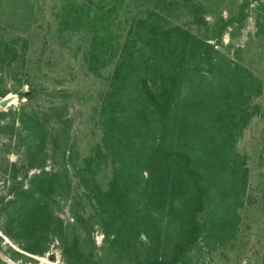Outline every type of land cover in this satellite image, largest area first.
<instances>
[{
  "label": "rangeland",
  "instance_id": "374dc122",
  "mask_svg": "<svg viewBox=\"0 0 264 264\" xmlns=\"http://www.w3.org/2000/svg\"><path fill=\"white\" fill-rule=\"evenodd\" d=\"M70 3L117 10L106 27L90 23L88 15L80 12L75 15L80 18L75 26L63 28ZM148 10H163L168 19L160 20L167 28L175 26L184 42L193 38L209 42L217 67L223 68L227 62L241 64L264 87V0H0V56L5 44L11 46L13 41L20 54L0 68V264H145L157 245L161 254L167 247L172 251V241L184 229L186 203L191 205L197 188L185 165L203 175L207 195L205 209L199 214L201 237L178 264H264V91L252 98L258 110L234 133L233 143L228 137V147L246 169L243 187V182L233 184L238 176L233 174L234 167L222 166L215 157L219 147L213 142L219 139L218 117L224 108H207L218 105L222 95L233 104L240 100L237 106H245L247 98L240 93L235 100L231 85L236 82L224 83L221 78L226 74L210 72L201 53L192 57L190 65L196 62L203 67L191 71L184 81L176 117L169 122L173 125L162 139L166 149L188 152L194 160L180 162L183 173L177 181L181 187L168 189L173 199L164 201L163 210L151 202L150 189L139 192V187L134 192L139 195L135 199L138 205L133 204L140 219L137 230L125 224L128 229L123 236L114 234L115 212L107 210L111 193L120 196L127 192L134 197V181L145 185L150 176L145 162L128 161L131 169L123 162L122 140L127 139V147L131 142L136 150L144 149L138 154L146 158L159 136L157 128L154 134L130 137L111 128L115 114L107 110L103 114V109L113 104L103 97L116 70L117 46L134 35L136 25L146 24ZM240 17L243 20H236ZM97 28L103 31L99 40L113 38L101 51L92 49ZM147 32L141 31L145 37ZM25 40L26 47L22 45ZM143 47L144 43L134 49L142 54L150 50ZM97 53L107 56L97 61ZM149 73L153 75L150 67ZM159 79L149 78L154 89L159 88ZM8 95L12 100L2 105ZM238 109H242L235 110L240 118ZM108 114L110 118L105 119ZM144 117L139 114L137 120L143 122ZM27 119L39 121L46 138L34 137L32 145L24 144L18 131H27ZM222 130L229 132L228 127ZM30 150L42 160L33 161ZM30 187L35 191V206H22L13 223L10 213L20 205L17 191L20 199L25 194L33 197ZM45 199L54 220L48 215V234L42 242L34 233L44 226L39 210ZM10 200H15L13 205ZM58 220L65 226L64 234L67 230L70 236L67 240L56 230ZM208 227L214 228L213 233ZM68 239H79L84 255L68 250ZM29 245L46 248L38 252Z\"/></svg>",
  "mask_w": 264,
  "mask_h": 264
},
{
  "label": "trees",
  "instance_id": "16d2710c",
  "mask_svg": "<svg viewBox=\"0 0 264 264\" xmlns=\"http://www.w3.org/2000/svg\"><path fill=\"white\" fill-rule=\"evenodd\" d=\"M67 10L68 12L65 15L66 18L62 19L61 22V24L64 25L63 28H66L68 25L75 26V22H78L77 19H80L75 15H79L78 13L80 12H84L85 15H88L86 19H89L90 23L105 25L106 27V24L109 23L107 19H114L113 14L117 8L108 7L107 10H104V7L101 5L92 8L89 5L80 6L77 3H70ZM162 11L163 10L156 12L154 10H148L146 24L136 25V28H133L135 30L133 32L135 36L133 35L127 38L128 40L123 43L124 47L122 45L120 46V44L117 46V54L118 50H120V52L116 62V70L111 79V86L108 91L104 93L103 97L104 101L113 104L103 109V114L106 113L105 110L109 111L108 113L110 114H115V123L111 128L116 127L119 132L127 137L135 136V134L151 135L156 132L155 129L157 128L159 136L158 142L155 145L152 144L153 146H150L151 150L146 158H142L138 154L144 152V149L139 148L136 150L131 142H129L130 147H127V139L125 141L122 140L124 149V151H122L124 156L123 162L126 164L128 161L130 162L134 160H136L137 163L142 164L145 162V164H147V170L150 172V176L147 178L148 181H146L145 185H143L141 181H134L135 185L131 187L132 194L135 198L127 192H122L120 196L111 193L110 199H108V206L110 209L107 210L112 211L114 209L115 217H113L116 218V231L114 234L118 235V237L123 236L125 229H128L125 227V224L130 225L137 230V226L140 223V219H138L139 215L136 212L137 210L133 209L134 203L138 205V202L135 199L139 195L134 194V192H136L139 187L141 188L139 192H143V190L145 192V187H147V189H150L151 191V202L156 204L157 207L160 206L159 209L163 210L166 206L165 202L173 199L171 198V193L168 192V189L171 188L174 190L181 187L177 181L179 179V174L183 173L180 162L183 159L187 160L188 163L194 160L188 152L177 151L172 148L166 149L162 142V139L168 133L167 129L173 125L172 122H169L176 117V104H179L178 100L182 94L181 90L182 86L185 84L184 81L188 79L191 71L198 72L199 69L203 67V65L196 62L194 65H190V61L193 60L192 57H196L198 53L204 54V57H206L209 64L207 69H209L210 72L216 71L226 74L223 75V77L220 76L224 83L231 84V81L236 82L231 85L233 89L232 95L235 96V100H237V96H239L240 93L245 94L247 98L246 100L244 97V100H246L245 106L243 103L237 106V104H240V100L233 104V102L228 100V96L222 95V100H220L218 105H209L207 108L208 111L211 107L212 109H215V107L217 108V106L224 108L218 117L221 124L219 139L217 142L213 143L219 147V150L215 151V157L218 161H222L221 165L226 168L234 167L233 174L240 176L233 177L234 179L231 178L233 179V184H239L240 182L244 183L246 180V169L240 165V161H238L234 149L228 147V137H230L229 142L233 143L232 137L234 136V133L238 132V129L242 128L244 125V122L246 123L258 110L257 106L252 105V98L260 95L264 91L262 80L254 76L252 71L245 73L246 68H244L243 65L237 63L236 66H233L231 63L229 64L227 62L225 67H217V62L214 60L210 51L212 45L209 42L198 38H193L191 42L186 39V42H184L183 38L178 35L179 31L175 26L167 28L166 23H163L160 20L168 19ZM244 16L246 15L243 12L242 17ZM242 17L236 20L241 21L243 20ZM143 29L148 30L146 37L141 33ZM178 29L181 31V28ZM94 31L95 36L92 37V49L94 51H101L113 40V38L102 37V40H99L98 37L101 35V32H103L102 29L97 28ZM14 42L15 41H13V43ZM13 43L11 46L5 44V53L0 56V68H2L4 63L9 65L13 60L19 57V51L15 48L16 46ZM142 43H144V46L150 47V50L145 54L134 49ZM22 45L24 47L28 46V41L25 40ZM125 49L129 52H126ZM93 56H95V54ZM106 56V53H97V61H102ZM149 67L153 72V75H150ZM157 75L160 76V79L154 77ZM149 78H152L154 81L159 79L161 82L159 88L154 89L149 83ZM116 104L119 105L116 106L118 107L117 109L114 106ZM239 107H241L242 110L238 109L241 112V115L240 118H237L235 110ZM112 108L115 111H111ZM227 110L231 113L230 115L226 113ZM211 111L212 113L216 112L215 110ZM139 114L145 116L143 122L142 120H137ZM109 116V114L104 115V118L109 119ZM116 120H118L120 124H117ZM177 120L178 119L174 122L176 123ZM153 122L156 124L155 127H152ZM40 125L39 121L33 119L24 120V127L27 131H18L19 137L23 136L26 140V143L22 140L24 144L28 143L29 145H32L34 143V137H40L41 140L46 138L45 134H43L45 130ZM224 127H228L229 132H224L222 130ZM146 138L150 139L151 137L147 136ZM30 154L32 155L33 161L35 159H40L38 153L30 150ZM128 166L129 169H131V165ZM185 166L187 172L189 174L191 173L194 178L197 188L193 200L190 203L191 205L186 203L187 207L183 215V232L178 239L172 241V246L170 245L172 251L169 250L168 252L167 247L164 249L162 255V251H160L161 247L157 245V251L150 254L145 259V264H178V262L185 256L186 252L197 243L201 237L203 225L200 222L199 214L205 209L207 190L202 184L203 175H201L197 169L190 168L188 165ZM36 177H39V175L35 176L33 179ZM219 180L221 181V178H219ZM242 186L245 187V183ZM28 190L33 197L26 196L25 194V197L20 199V192L17 191L18 197L16 199H19L20 205L15 212H7L8 215L9 213L10 216L12 215L11 220L13 223L16 222L18 211L22 206L25 204L35 206V203L33 202L35 191L31 187ZM141 194L143 195V193ZM168 197H170V200H168ZM15 200H10L9 204L13 205ZM38 203L40 206L39 200ZM48 204V200L45 199L42 203V208L39 210V216L42 219L44 226H42V228L37 227L36 232L34 233V235L42 240V242L45 240L46 234H48V231L46 230L50 223L48 215H52L51 221L54 220V214L49 212ZM64 229L65 226L59 221L56 230L61 232L60 236L62 240H64L63 238L67 240L70 236L68 235L67 230H65L66 234H64ZM207 229L213 233L212 231L214 228L208 227ZM6 233L12 236L8 231H6ZM108 236L110 235L108 234ZM79 242V239H75V242L68 239V243H66L65 246L68 247V250L74 249L76 254L80 257L84 254L79 246ZM27 247L38 252H42L46 248L43 245H41V249L33 247L32 245ZM67 262L73 264L72 262Z\"/></svg>",
  "mask_w": 264,
  "mask_h": 264
},
{
  "label": "water",
  "instance_id": "95a60500",
  "mask_svg": "<svg viewBox=\"0 0 264 264\" xmlns=\"http://www.w3.org/2000/svg\"><path fill=\"white\" fill-rule=\"evenodd\" d=\"M12 95H8L6 97H4L2 100H1V104L2 105H6L7 103H9L11 100H12Z\"/></svg>",
  "mask_w": 264,
  "mask_h": 264
},
{
  "label": "bare ground",
  "instance_id": "6f19581e",
  "mask_svg": "<svg viewBox=\"0 0 264 264\" xmlns=\"http://www.w3.org/2000/svg\"><path fill=\"white\" fill-rule=\"evenodd\" d=\"M15 99V98H14ZM43 261H46L45 259H43Z\"/></svg>",
  "mask_w": 264,
  "mask_h": 264
}]
</instances>
